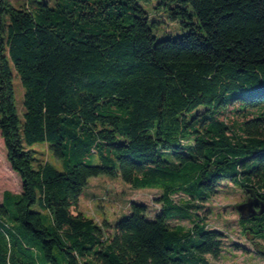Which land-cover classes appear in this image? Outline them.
<instances>
[{
	"label": "trees",
	"instance_id": "trees-1",
	"mask_svg": "<svg viewBox=\"0 0 264 264\" xmlns=\"http://www.w3.org/2000/svg\"><path fill=\"white\" fill-rule=\"evenodd\" d=\"M142 1L0 0V135L22 182L2 194L0 264H211L226 234L201 211L221 182L264 207V0H156L190 27L160 40ZM100 175L159 189L160 211H78ZM240 227L264 240V212Z\"/></svg>",
	"mask_w": 264,
	"mask_h": 264
},
{
	"label": "rangeland",
	"instance_id": "rangeland-1",
	"mask_svg": "<svg viewBox=\"0 0 264 264\" xmlns=\"http://www.w3.org/2000/svg\"><path fill=\"white\" fill-rule=\"evenodd\" d=\"M16 6L23 3L35 5L37 1H46L54 5L56 0H8ZM141 4L148 12L150 21L155 22L152 29L157 39L181 36L186 33L190 27H184L179 20L170 19L167 10H156L157 1H142ZM14 73L13 84L15 93V103L19 117L23 119L25 111L24 87L20 77L16 74L15 68L11 63ZM234 106L224 118L237 116L233 111ZM37 150L38 157L50 161L62 170L61 160L57 159L49 150L46 144L37 143L33 145ZM22 182L20 176L15 172L7 159V149L4 140L0 135V202L5 190L21 192ZM161 194L159 189L143 188L135 189L122 178H111L106 175H100L89 178L88 185L83 189L80 196L78 211L93 218L97 222L107 219L114 223L117 219L124 218L130 212L132 201L146 204L149 217H154L161 208L157 199ZM176 202L185 200L187 196L183 193L173 196ZM249 197L243 189L235 185L230 180H223L218 192L207 200L205 208L201 214L207 217L208 227L218 229L226 234L224 238V248L219 258L211 259V264H264V255L259 253L258 248L264 250V240H252L250 236L245 235L240 227V213L237 210L238 205L248 202ZM249 199V200H248ZM253 200V198H252ZM260 205L255 206L258 210ZM172 224L182 223L188 225L187 221L171 220Z\"/></svg>",
	"mask_w": 264,
	"mask_h": 264
},
{
	"label": "water",
	"instance_id": "water-1",
	"mask_svg": "<svg viewBox=\"0 0 264 264\" xmlns=\"http://www.w3.org/2000/svg\"><path fill=\"white\" fill-rule=\"evenodd\" d=\"M258 199H250L248 202L238 205L237 210L241 214L242 218H246L249 215L262 214L264 212V207L261 206L260 211H258L255 206H258Z\"/></svg>",
	"mask_w": 264,
	"mask_h": 264
},
{
	"label": "flooded vegetation",
	"instance_id": "flooded-vegetation-1",
	"mask_svg": "<svg viewBox=\"0 0 264 264\" xmlns=\"http://www.w3.org/2000/svg\"><path fill=\"white\" fill-rule=\"evenodd\" d=\"M249 199H252V198H249ZM249 199H248V200H249ZM258 208H259V207H258Z\"/></svg>",
	"mask_w": 264,
	"mask_h": 264
}]
</instances>
